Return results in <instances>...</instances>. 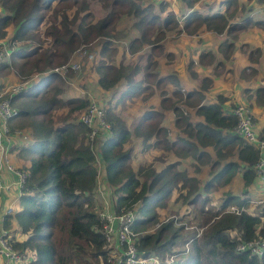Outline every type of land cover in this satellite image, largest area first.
Returning <instances> with one entry per match:
<instances>
[{
  "label": "trees",
  "instance_id": "1",
  "mask_svg": "<svg viewBox=\"0 0 264 264\" xmlns=\"http://www.w3.org/2000/svg\"><path fill=\"white\" fill-rule=\"evenodd\" d=\"M93 1L108 8L103 17L94 19L89 0H0V38H6L10 46L7 58L0 59V74L5 76L13 71L21 80L34 78L11 97L19 109L11 119V126L23 128L31 134L28 138L33 139L25 146L26 150L21 149L29 156L30 165L20 207L8 214L19 225V231L11 234L15 249L29 252L31 260L26 264H112L109 260L112 251L120 252L121 246L109 244L104 220L97 211L99 204L102 208L105 206L103 200L99 203L97 192L98 153L104 163L106 193L109 196L107 187L113 192L110 196L112 210L120 213L136 208L133 229L139 233L138 247L142 256L156 255L167 260L178 254L172 264H264V251L253 254L237 248L240 241L264 237V203L261 210L255 211L249 208L247 198L228 192L219 207L205 208L209 194L201 198L200 178L182 162L183 158L192 157L197 172L202 165L212 167L213 176L205 183L207 189L219 190V185L229 183L242 167H245V184L253 183L261 153L256 144L246 141L235 130L237 103L224 93L207 95L214 88V78L209 74H204L201 84L189 90L177 72L152 70L156 61L159 63L153 49L164 46L161 36H152L150 30H154L157 23L177 21L170 13L162 14L165 2L160 1L157 6L155 1L147 0ZM182 1L186 4L184 15L188 32L205 26L219 34L224 30V34L230 33L229 21L240 12V5L250 3L243 0L236 3V11L203 15L198 12L199 4L196 5L203 0ZM255 1L264 14V0ZM71 5L76 6L72 18L66 12ZM154 7L157 12L153 11ZM48 10L49 20L43 33L40 25ZM82 11L84 14L80 15ZM117 12L131 18L137 30L123 47V54L126 55L127 48L130 53H137L148 44L150 50L145 64L138 60L126 61L123 57L110 59L115 49L111 31L115 29L112 24ZM93 36L103 38L100 50L96 51L97 58L90 59L91 66L98 72V83L108 90L120 83L123 87L118 98L106 102L107 119L111 123L109 133L99 132L91 138L92 125L80 118L90 98L87 95L67 97L66 83L75 72L71 70L63 76L53 68L69 61L78 45L90 42ZM205 55L199 57L202 63ZM215 62L210 57L207 65ZM141 72L142 78L138 79ZM36 74L38 77H34ZM153 78L159 86L156 90L164 93L162 108H150L132 125L127 124L116 108L127 99L135 101L145 95L154 87L150 81ZM170 84L171 94L167 87ZM261 92L264 96V86L258 87L257 94ZM166 110L174 113L175 125L179 127L174 139L170 138V128L161 124ZM59 111L61 114L56 116L55 112ZM135 138L141 139L145 148H163L162 154L171 155L173 159L167 158L168 162L160 168L153 163L135 168L134 145L130 144ZM207 147H212L215 154ZM177 195L188 199L189 204L199 199L204 201L198 213L209 215L203 223H198L202 230L199 227L187 230L188 225L176 223L174 218L160 221ZM231 204L244 209L240 213L229 212ZM153 226L155 229L150 231ZM186 231V247L178 248V240Z\"/></svg>",
  "mask_w": 264,
  "mask_h": 264
},
{
  "label": "rangeland",
  "instance_id": "2",
  "mask_svg": "<svg viewBox=\"0 0 264 264\" xmlns=\"http://www.w3.org/2000/svg\"><path fill=\"white\" fill-rule=\"evenodd\" d=\"M89 1H90L91 9H92V11H94V16H93L94 19H96V17L101 18L107 13L108 8L102 7L101 4L97 1H93V2H92V0H89ZM147 1L149 3H152L153 1H155L157 6L160 5V1L165 2L164 5L162 6L163 7V13L162 14L164 15L165 12L167 14L170 13L171 17L172 18L174 17L177 20V21L172 20L166 24L163 22L164 24H162V25H160V23H157L155 29L150 30V33H152V36H154V35L161 36V42H162V40L165 42L169 39L180 38V41L178 43V52L186 60L184 65L186 67H189L187 72L189 71V74L192 75V79L194 80L195 85H200L201 79L204 76V73L208 74V72H209L208 69L206 68V65L209 62V58H208L209 54H206L204 63H202L199 59L200 53L202 51V47L205 46L204 41L208 44L213 42L215 45L214 50H216V51L220 50L217 47L222 44L220 46V48L223 51H225L228 49L229 43H234L235 40L240 39L242 36H244V37L248 36L247 37L248 41L250 39L264 38V15L257 12V6H256L255 0H250V3L247 5H240V12H239L240 17L238 19H232L229 21V23L231 24L230 25L231 31H230V33L226 32L224 35H220L221 33L219 34V32L216 30L208 31L210 29L205 28V26L198 27L196 31H193V33L188 32L187 28L185 26L186 17L183 14L185 12H183L184 9H183V7H181L180 0H147ZM208 2H209V6L207 4H203V2H200L199 3L200 5L198 7L199 8L198 12H201V14H203V15H207V14L213 15L214 13H217V12L223 13L227 9H229L230 12L236 11L235 10V7L237 6L236 3L237 2L242 3L243 0H235V1L234 0H208ZM253 3L255 5H253ZM156 4H154V5L156 6ZM174 6L175 7L179 6L180 7L179 10L177 11L176 9H174ZM53 8H55V5L51 9H53ZM248 9L250 11H253V13L249 12ZM75 10H76V6L71 5V6H67L66 12L72 18L74 13H75ZM49 11L50 10L46 11L45 16H47V17H45L43 23L40 25V29L43 33L46 30V25H47V22L49 20ZM153 11L157 12V8L154 7ZM82 14H84V11H82L80 15H82ZM115 16H116V19H115L114 23L112 24V25H115V29L111 31V39L114 41L115 49H114V51L111 52L110 59H115V57H116V60H118V59L123 57L126 61L138 60L140 63L145 64L148 61L147 55H148V51L150 50V46L148 44L145 45L137 53H130L127 49H125L126 55L123 54V47L127 46L131 37L135 34V32L137 30L133 25V20L131 18H128V16L125 13L120 15L119 12H117ZM50 21L52 23L59 22V21H54V20H50ZM161 29H162V32L160 31ZM13 30H14V28L12 29V32H13ZM224 32H225V30H224ZM184 38H185V40H183ZM221 40L223 42H221ZM102 41H103L102 37L93 36L91 38L90 42H83L80 45H78V47L74 50L72 56L74 55V53L76 51L78 52V54H80L79 58H80V60H81L80 62L82 64L81 69H83L81 72H77L82 77V79L79 81V83L77 82V84H78L77 86L82 91H85L87 96L90 95L91 100L92 99H95L97 101L100 100L106 106V102L109 99H112L114 101L115 97L118 98L120 91H121V87H123V85H122L123 83L118 84L114 89H112L108 92L100 87V84L98 83L97 77H96V75H98V72L96 69H94L91 66L92 61L90 59H92L91 57H93V55H94V57H93L94 59H92V60H95L97 58V52L96 51L100 50V45H101ZM207 48H209V47H207ZM164 49H165V46L162 49H160L159 47L153 49V51L156 52V60L158 59L159 63H157V61H156L157 64L155 63L153 65L152 70L155 72H160L159 70L162 67V65H164V68H166V69L170 65V68H168L166 70V72L176 73V70L175 69H174L175 71L173 70V68L176 65H172L173 63H175V61H173V59H171V56H168L167 60L165 62L161 61L162 57H163V59L165 58V56H162L163 53L165 52ZM188 50L190 51L189 53H188ZM84 52H85L86 57L89 59H86L85 57H83L82 54ZM216 54H218V53H216ZM72 56L68 60H71ZM214 56L217 58V55H214ZM192 58H196L195 64H192V61H191ZM217 61L218 60H216V62ZM176 63L177 64H183V62H176ZM220 64H224V62L221 61L220 63H218V66L215 67V69H218ZM182 71H183V68H182ZM195 74L197 76H195ZM74 75H76V73ZM142 75H143V72L139 73L138 79L142 78ZM74 77H76V76H74ZM223 79L227 80V78H225V77ZM3 80L14 82V83H19V84L22 83L21 78L13 71L7 73L5 76L0 74V81L2 82V84H4ZM182 80H184L183 82L187 86V83L185 81V80H188L187 76L183 77ZM150 81H152V83L154 84V87H151L149 90H147V92L144 95V99L147 96V94H150L149 93L150 90H152V89L156 90V88H159V86L156 85L154 78ZM66 84H68V83H66ZM67 87H74V86L69 85ZM169 88H170V94H171L172 88L171 87H169ZM162 95L164 96V93L161 92V96ZM149 97L152 100V102L154 104H156L157 107L159 105V107L162 108V105L160 104L161 102H160L159 96H157L155 94H150ZM144 101H146V100H144ZM125 102H127L125 107L122 106V104L124 103V102H122L120 104L122 109L119 110V108L117 107L116 110L122 116V118H124L127 121V124L132 125V121L135 118H137V115L139 114V111H140V106L138 105L139 101L137 100V101L133 102L130 99H127V101H125ZM134 106H136L139 111H132ZM167 111L168 110H166V112ZM55 114H56V116H59L61 114V111L55 112ZM139 118H140V116L137 119H139ZM132 127L134 128V125ZM104 133H109V131L104 132ZM133 137H137V136L134 135ZM130 144L134 145V151H135L134 166H135V168H138L140 164H151V163H153L154 165H156V162L159 161V160L155 159L156 156L154 158V152L156 154L155 147L149 148L148 151L143 152L144 155H141V151L138 152V150L139 149L141 150L142 145H141V143H139L137 138H135L134 141H131ZM181 167H184V165H182ZM216 191L213 190L212 188L207 189L205 187V185L203 187H199L198 192L201 193V195L205 196L206 194H209L208 195L209 199H208L207 203L205 202L206 206H207V207L205 206V208H212V207L217 208V205H220V204H214V203H217V197L219 195L218 194L219 190H218V192H216ZM107 192H108L109 196L106 194V199L109 200L110 196H112L113 192H112L111 188H108V187H107ZM227 194H228V192L225 193V198H226ZM104 199H105L104 197H99V203H102V200H104ZM111 201H112V198H111ZM203 202L204 201L202 199H199L197 201V203L189 204L188 199H185V197H183V196L177 195L176 200L172 201L169 204V206L166 208L167 210L164 211L163 217H160V221H166L168 219L174 218L175 219L174 221L176 223L182 222V223L188 225L189 229H187V230H191L192 228H196V227H199L202 230V228L200 226H198V223H203L205 221V217L207 215H209L208 213H203V214L198 213V209L203 205ZM262 206H263V204L262 205L259 204L258 209L261 210ZM101 210H102V204H99L97 211L100 212ZM255 211H257V210L255 209ZM196 212L198 213V215L195 217ZM157 225H158V223H157ZM154 229H155L154 226L150 227V231H153ZM187 233H188V231H186L184 236L180 237V239L178 240V245L180 246L178 248L182 249V248L186 247L184 244V241H185L184 239H185V236L187 235ZM111 256H112L111 261H114L116 263L117 258L120 257V252L113 250ZM158 259L163 263L166 261L165 258H162L161 256L158 257ZM112 264H113V262H112ZM152 264H155V263H152Z\"/></svg>",
  "mask_w": 264,
  "mask_h": 264
},
{
  "label": "crops",
  "instance_id": "3",
  "mask_svg": "<svg viewBox=\"0 0 264 264\" xmlns=\"http://www.w3.org/2000/svg\"><path fill=\"white\" fill-rule=\"evenodd\" d=\"M180 2H181V7H183L184 9L183 12H186V4L182 0H180ZM202 2L203 4H207L209 6L208 0H203ZM198 4L199 3H197L196 5ZM253 5L255 4L253 3ZM256 6H257V11L260 14H262L260 8L261 5L258 4V2H256ZM179 8H180L179 6L177 7L174 6V9H176L177 11L179 10ZM228 11L229 9H227L225 12L227 13ZM239 17H240V13L238 12L235 15V19H238ZM220 35H224V33H221ZM247 37L242 36L240 39L235 40L234 43H229L228 49L225 51H223L220 48L222 44L217 47L220 50L216 51L214 50L215 45L213 42L208 44L204 41L205 46L202 47V51L200 55L204 53L209 54L208 58L212 57L213 61L218 60L219 63L221 61L224 62V64H220L218 69H215V63L206 65V68L209 71L208 74L214 78V83H213L214 89L212 88L210 91H208L207 95L214 96L213 94L215 93H224L227 96H229L231 99H233L236 103H245L249 105L255 118L256 131L261 138H264V96L261 95L263 94L262 92L260 94H257L258 87L264 86V38L250 39L248 41ZM183 40H185V38ZM179 41L180 38L169 39L165 42L162 40L164 44L162 42L161 43L163 44V46H165L164 49L165 52L163 53L162 56H165V58L163 59L162 57L161 61L165 62L167 60V57L171 56V59L175 61V63H173L172 65H176L173 68V70L175 69L176 72H178L179 78L181 80L183 77L187 76L188 80H185L187 86L185 85L184 82L183 83L186 86V88L190 90L191 88L197 87L198 85H195V82L192 79V75L189 74V71L187 72L189 67H186L184 65L186 60L178 52ZM221 42L223 41L221 40ZM189 52L190 51L188 50V53ZM214 54L217 55V58L214 56ZM195 60L196 58H192L191 60L192 64H195ZM176 62H183V64H177ZM168 68H170V65L168 66ZM167 69L164 68V65H162L159 71L161 73H167L166 72ZM75 73L76 75L74 76L76 77L71 76L68 78V86L73 85L74 87H67L65 93L67 97H78V96L86 95V92L82 91L77 86L78 85L77 82L79 83L82 77L77 72ZM224 77L227 78V80H224L223 79ZM167 87L172 88V84L168 85ZM104 90H106L107 92L110 91L108 89H104ZM153 94L159 96L161 102L162 99L161 91L156 90ZM149 96L150 94H147V96L144 99V95H142L135 100V101L137 100L139 101L138 105L140 106V111L137 109L136 106H134L132 109V111H139L137 118L150 108L161 109L159 105L157 107L156 104L152 102ZM88 98H90V95L88 96ZM126 104L127 102L123 103L122 106L125 107ZM118 108L119 110L122 109L120 104L118 105ZM137 118H135L134 120H136ZM174 119H175L174 113H172L171 110H168L166 112L164 119L161 122L162 125H167L170 128L171 132L169 135L170 138L172 139H174L179 133L178 127L175 125ZM28 135L31 134L29 133ZM137 140L142 145L141 150L139 149L138 152L141 151V155H144L143 152L148 151L149 148L144 147V144L141 139H137ZM153 140L154 139H152L151 141ZM29 141H30L29 139L26 140L17 139L16 141H14V143L11 144V151H10L11 159L17 168L27 169L30 165L29 156L24 155L22 153V150H26L25 146H27ZM155 149H156V154L154 152V158L155 156L157 158H159V156L161 155L164 156V157L163 156L160 157V159L162 160L159 159V161L156 162L157 167L159 168L163 167L165 163L168 162L167 158L169 160L173 159V156L171 155H167L165 153L162 154V152H164L163 148L155 147ZM207 149L213 155L215 154L213 152L212 147H207ZM262 154L264 156V150L262 151ZM194 161L195 160L192 159V157H186L183 158L182 162L186 167L190 169L192 174H195L200 178V187H203L205 183L213 176V169L209 164H206L200 166L201 171L197 172L194 167ZM244 168L245 167L239 168L238 172L233 176V178L230 180L229 183H227L226 185H219L220 186L219 192L218 190L216 191L219 194L217 197V203L214 204L221 205L225 198V193L229 192L230 194L238 195L241 198H247V202L249 203V208H251L252 210L255 209L257 211L259 210L258 209L259 204L257 202H254L253 200L256 198L264 197V179L263 177L259 176L256 173L257 176L255 177L253 183H251L250 185L245 184V180L243 177ZM3 175L6 181H11L16 178L15 174L9 171H4ZM103 179L105 180V171L103 173ZM14 193L16 192L15 191L8 192L5 190H0V195L3 197L5 203H7L9 196L13 195ZM202 197L203 195H201V198ZM109 200L111 201V199ZM220 205H217V207H219ZM15 207L17 209L20 207V198L16 200ZM110 209L111 210L113 209V207L111 208V204H110ZM3 211H4L3 208H1L0 234L2 233V230H4L5 228H7L11 234L12 233L14 234V230L19 231V225L16 219L13 216H8L3 214ZM0 264H14V263L11 262L9 259L2 257L0 255Z\"/></svg>",
  "mask_w": 264,
  "mask_h": 264
},
{
  "label": "built area",
  "instance_id": "4",
  "mask_svg": "<svg viewBox=\"0 0 264 264\" xmlns=\"http://www.w3.org/2000/svg\"><path fill=\"white\" fill-rule=\"evenodd\" d=\"M15 46V44H13ZM10 53L9 42L6 38H0V59L7 58ZM78 52L74 53L71 60L64 64L53 68L55 71L66 74L71 71H81V60ZM86 57L85 52L82 54ZM94 57V55H93ZM91 57V58H93ZM34 77H38L36 74ZM34 78H26L22 83H14L10 81H0V190L8 192L15 191L13 195L9 196L7 203L4 202L0 195V209L3 208V214H12L17 210L15 202L23 193V188L26 178L29 174L27 169L17 168L11 159V144L17 139H29L27 131L20 127H12L11 119L19 112L18 107L12 103L11 97L29 85ZM91 100V99H90ZM234 113L237 116V125L235 130L246 141L256 144L260 150V158L255 165L256 172L264 179V138H261L255 127V118L249 105L245 103H237L234 108ZM83 122L92 125L93 129L90 133L91 138H94L99 132H108L111 128V123L107 119L106 106L99 100L92 99L86 109L80 114ZM29 143L33 139H29ZM98 166V188L97 192L100 197H104V208L99 212L101 218L104 220V232L110 245H120V257L117 258L116 263L113 264H172L178 254L171 255L164 263L161 262L159 256H142L138 247L139 233L133 229V224L136 218V208H129L123 212H115L110 209V201L106 199V189L103 185L104 163L97 153ZM4 171H9L15 174L16 178L11 181H6L3 175ZM258 204L264 203V197L253 200ZM244 207L237 204H231L228 207L229 212L240 213ZM239 250H249L253 254H262L264 251V237H258L252 240H243L238 243ZM0 255L9 259L13 263L26 264L30 262L31 256L29 252L22 253L15 249L13 241L11 240L10 231L5 228L0 234Z\"/></svg>",
  "mask_w": 264,
  "mask_h": 264
},
{
  "label": "clouds",
  "instance_id": "5",
  "mask_svg": "<svg viewBox=\"0 0 264 264\" xmlns=\"http://www.w3.org/2000/svg\"><path fill=\"white\" fill-rule=\"evenodd\" d=\"M127 50H129V48H127ZM82 70H83V69H82ZM82 70H81V71H82ZM72 71H74V70H72ZM81 71H74V72H81Z\"/></svg>",
  "mask_w": 264,
  "mask_h": 264
}]
</instances>
